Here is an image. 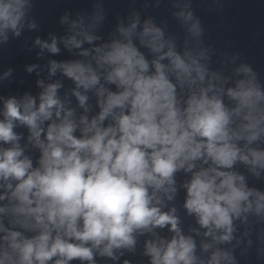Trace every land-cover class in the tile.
Instances as JSON below:
<instances>
[{
	"label": "clouds",
	"instance_id": "9594fccd",
	"mask_svg": "<svg viewBox=\"0 0 264 264\" xmlns=\"http://www.w3.org/2000/svg\"><path fill=\"white\" fill-rule=\"evenodd\" d=\"M27 7L28 0H0V37L6 40L8 31L19 36ZM191 18L189 12L186 19ZM137 24L118 29L124 41L94 49L95 67L80 60L51 63V73L60 68L77 88L96 89L100 111L91 121L81 117L79 137L73 112L61 116L58 83L40 93L38 104L31 96L4 101L0 142L11 146L0 149V187L10 192V206L0 207V213H10L9 223L32 234L10 230L0 220V264H95V253L115 260L114 250L134 248L136 233L166 226L174 233L170 240L157 237L145 244L151 264H196V245L181 233L176 210L161 208L159 193L173 199L179 170L191 174L183 185L184 207L214 241H230L233 221L242 213L264 212V192L247 187L243 175L231 171L237 160L264 168V150L248 147L264 134V93L253 79L238 80L226 90L234 106H226L223 87L212 83L219 79L215 73L204 86L208 70L191 52L181 56L151 21L140 32ZM190 31L199 34L198 24ZM134 37L156 54L150 63ZM95 39L81 27L65 45L80 49ZM42 47L59 51L55 39ZM80 55L89 57L90 52L84 49ZM101 77L117 90L100 84ZM178 85L188 89L183 100L178 99ZM74 95L84 106L87 96L79 91ZM16 122L27 126L29 140L41 150L35 167L18 143ZM242 140L244 148L237 143ZM218 230L223 234L217 236ZM211 247L203 244L206 252ZM222 259L230 264L234 260L217 249L206 264Z\"/></svg>",
	"mask_w": 264,
	"mask_h": 264
},
{
	"label": "water",
	"instance_id": "95a60500",
	"mask_svg": "<svg viewBox=\"0 0 264 264\" xmlns=\"http://www.w3.org/2000/svg\"><path fill=\"white\" fill-rule=\"evenodd\" d=\"M261 264H264V261Z\"/></svg>",
	"mask_w": 264,
	"mask_h": 264
}]
</instances>
